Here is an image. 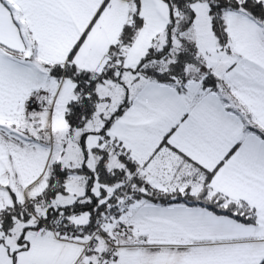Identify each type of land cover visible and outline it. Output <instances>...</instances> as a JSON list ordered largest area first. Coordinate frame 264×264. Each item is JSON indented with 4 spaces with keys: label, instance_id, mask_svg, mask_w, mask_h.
<instances>
[{
    "label": "snow or ice",
    "instance_id": "6c2138e0",
    "mask_svg": "<svg viewBox=\"0 0 264 264\" xmlns=\"http://www.w3.org/2000/svg\"><path fill=\"white\" fill-rule=\"evenodd\" d=\"M0 264H264V0H0Z\"/></svg>",
    "mask_w": 264,
    "mask_h": 264
}]
</instances>
